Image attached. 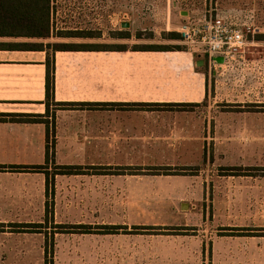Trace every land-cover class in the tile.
Instances as JSON below:
<instances>
[{"label": "rangeland", "instance_id": "374dc122", "mask_svg": "<svg viewBox=\"0 0 264 264\" xmlns=\"http://www.w3.org/2000/svg\"><path fill=\"white\" fill-rule=\"evenodd\" d=\"M58 10L61 28L103 32L68 43L189 51L164 33L207 17L241 30L247 44L222 68L198 67L210 99L187 115L198 133L171 137L188 151L177 167L76 161L87 165L81 175H55L73 164L57 150L56 114L49 131H4L0 141L16 144L0 150V264H264V43L250 39L264 33V0H206L192 11L173 0H58ZM112 31L134 38L116 40ZM139 32L153 40H137ZM187 139L195 142L181 143Z\"/></svg>", "mask_w": 264, "mask_h": 264}, {"label": "crops", "instance_id": "0c3cea01", "mask_svg": "<svg viewBox=\"0 0 264 264\" xmlns=\"http://www.w3.org/2000/svg\"><path fill=\"white\" fill-rule=\"evenodd\" d=\"M198 56L192 51L57 52L50 111L56 114L57 135L64 137H58L57 150L73 163L66 165L82 167L75 162L87 161L90 167H177L188 151L178 150L171 137L187 130L198 133L187 115L210 99L208 76L198 68L208 60L197 62ZM46 61V52L0 50V115L46 114ZM178 115H184L179 126ZM39 125L0 123V135ZM14 144L0 141V150Z\"/></svg>", "mask_w": 264, "mask_h": 264}, {"label": "trees", "instance_id": "16d2710c", "mask_svg": "<svg viewBox=\"0 0 264 264\" xmlns=\"http://www.w3.org/2000/svg\"><path fill=\"white\" fill-rule=\"evenodd\" d=\"M206 0H173L176 7L184 10H197L203 6ZM208 2V0H207ZM58 0H0V39L30 40L22 43H0V50H19V51H41L47 53V78H46V107L45 115L30 114H6L0 115V123L12 124H42L48 131L53 126L50 123L51 105H55L56 91V59L57 52H77V51H106V52H170L186 51L181 46H156L143 45L130 48L129 45H108V44H78L62 43L64 40H100L103 32L79 28L59 27ZM130 17L136 18L137 15L131 13ZM168 41L182 42L180 32L164 33ZM111 37L116 40L131 41L134 36L131 31H112ZM135 38L144 40L142 32ZM250 39L256 43H264V33H258ZM55 40L56 42H51ZM153 40V35L148 39ZM48 41V42H47ZM208 65V62H207ZM55 114V113H53ZM50 151L47 150V157ZM41 169L40 167H34ZM64 168V169H62ZM81 167H59L55 175H81ZM47 174V180H49ZM21 225H18L20 227ZM1 227V226H0ZM3 227V226H2ZM17 227V226H16ZM34 228H43V225H36ZM112 230L122 228L110 227ZM0 232H4L1 231Z\"/></svg>", "mask_w": 264, "mask_h": 264}, {"label": "built area", "instance_id": "2783aa9c", "mask_svg": "<svg viewBox=\"0 0 264 264\" xmlns=\"http://www.w3.org/2000/svg\"><path fill=\"white\" fill-rule=\"evenodd\" d=\"M182 44L198 55H205L211 67H224L215 61L223 57L228 65L244 55L247 41L244 33L219 19L204 18L185 22L179 31Z\"/></svg>", "mask_w": 264, "mask_h": 264}, {"label": "water", "instance_id": "95a60500", "mask_svg": "<svg viewBox=\"0 0 264 264\" xmlns=\"http://www.w3.org/2000/svg\"><path fill=\"white\" fill-rule=\"evenodd\" d=\"M182 14H188V13H182ZM122 28L124 29V30H129L130 28H131V24L130 23H123L122 24ZM215 61L218 63V64H220V65H225L226 64V61H225V59L223 58V57H217V58H215ZM202 65V63H199L198 64V66H201Z\"/></svg>", "mask_w": 264, "mask_h": 264}]
</instances>
